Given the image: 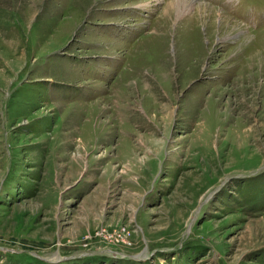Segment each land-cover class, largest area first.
I'll return each mask as SVG.
<instances>
[{"label":"rangeland","instance_id":"rangeland-1","mask_svg":"<svg viewBox=\"0 0 264 264\" xmlns=\"http://www.w3.org/2000/svg\"><path fill=\"white\" fill-rule=\"evenodd\" d=\"M167 1L0 0V264H264V0Z\"/></svg>","mask_w":264,"mask_h":264},{"label":"bare ground","instance_id":"bare-ground-1","mask_svg":"<svg viewBox=\"0 0 264 264\" xmlns=\"http://www.w3.org/2000/svg\"><path fill=\"white\" fill-rule=\"evenodd\" d=\"M168 2V3H167ZM166 3V9L164 11V15L165 17L168 14V12L171 10L175 12L178 10L179 13V19L181 22H183V24H187L186 27H192L194 26L195 23H197V21L201 22V24L205 23L204 28L207 30L209 29V27H207L208 25H212L211 21H213V23L215 24V16H216V22L219 24L220 28H225L224 24L226 23L224 20H226V17H224L220 11H218L217 9H213L212 7H209L208 5L201 3L199 0H168ZM197 6V7H195ZM189 12H187V10H189ZM169 12V13H170ZM192 12L194 13L193 16H188L190 14H192ZM217 13V15L214 14ZM190 13V14H189ZM168 17V16H167ZM177 17V18H178ZM209 21V23H208ZM196 25V24H195ZM224 25V26H223ZM227 26V25H226ZM195 27V26H194Z\"/></svg>","mask_w":264,"mask_h":264}]
</instances>
